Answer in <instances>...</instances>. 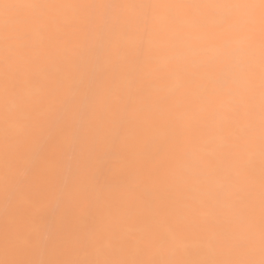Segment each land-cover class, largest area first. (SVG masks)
I'll list each match as a JSON object with an SVG mask.
<instances>
[{
    "label": "bare ground",
    "instance_id": "6f19581e",
    "mask_svg": "<svg viewBox=\"0 0 264 264\" xmlns=\"http://www.w3.org/2000/svg\"><path fill=\"white\" fill-rule=\"evenodd\" d=\"M168 0H0V129L28 142L73 57L98 51L129 90L132 131L160 122L166 147L98 206L41 222L0 199V264H264V29L260 0L236 39L244 71L216 86L172 79ZM183 0H170L179 10ZM134 77L131 84L124 76ZM106 146L120 118L89 117ZM58 138L66 143L65 133ZM143 189L147 195H138ZM157 209H162L160 212Z\"/></svg>",
    "mask_w": 264,
    "mask_h": 264
},
{
    "label": "clouds",
    "instance_id": "9594fccd",
    "mask_svg": "<svg viewBox=\"0 0 264 264\" xmlns=\"http://www.w3.org/2000/svg\"><path fill=\"white\" fill-rule=\"evenodd\" d=\"M169 3L161 6L172 26L165 48L172 79L164 83L166 90L194 80L216 86L237 79L244 68L236 37L253 12L249 0H183L179 10ZM260 4L264 29V0ZM124 78L129 84L134 79ZM131 100L129 90L114 80L104 54L73 57L30 141L13 143L0 129V199L7 194L30 202L38 219L46 222L98 206L118 186L130 187V178L141 174L151 155L166 147V129L160 122L132 131L124 119ZM101 107L120 123L108 144L97 147L90 139L89 117ZM59 133L66 134V143ZM138 195L147 193L140 189Z\"/></svg>",
    "mask_w": 264,
    "mask_h": 264
}]
</instances>
